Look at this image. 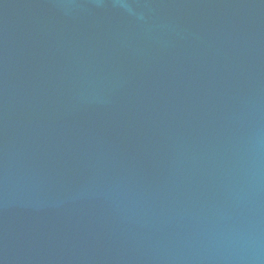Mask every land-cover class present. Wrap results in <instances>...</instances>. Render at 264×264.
Returning <instances> with one entry per match:
<instances>
[{"label":"water","instance_id":"water-1","mask_svg":"<svg viewBox=\"0 0 264 264\" xmlns=\"http://www.w3.org/2000/svg\"><path fill=\"white\" fill-rule=\"evenodd\" d=\"M0 264H264V0H0Z\"/></svg>","mask_w":264,"mask_h":264}]
</instances>
